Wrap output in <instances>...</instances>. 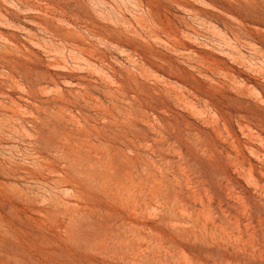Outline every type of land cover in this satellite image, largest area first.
<instances>
[{
  "label": "rangeland",
  "instance_id": "374dc122",
  "mask_svg": "<svg viewBox=\"0 0 264 264\" xmlns=\"http://www.w3.org/2000/svg\"><path fill=\"white\" fill-rule=\"evenodd\" d=\"M0 264H264V0H0Z\"/></svg>",
  "mask_w": 264,
  "mask_h": 264
}]
</instances>
